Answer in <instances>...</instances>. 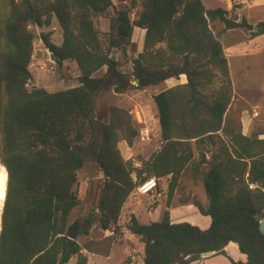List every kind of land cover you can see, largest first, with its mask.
Returning a JSON list of instances; mask_svg holds the SVG:
<instances>
[{"label": "trees", "instance_id": "1", "mask_svg": "<svg viewBox=\"0 0 264 264\" xmlns=\"http://www.w3.org/2000/svg\"><path fill=\"white\" fill-rule=\"evenodd\" d=\"M120 1L126 7L102 33L96 20L115 7L113 0H0V159L8 177L0 264H69L74 257L87 264L83 250L101 254L93 242L82 246L67 237L70 216L80 205L78 173L88 162L98 165L104 184L98 212L83 219L79 236L89 235L96 222L122 235L123 208L139 184L118 148L126 140L118 131L121 111L112 108L110 122H99L96 94L114 87L145 90L183 77L186 84L154 96L163 145L146 172L158 184L171 175L170 207L178 178L192 161L186 146L193 140L199 147L217 146L210 160L200 149L191 169L194 178L202 175L208 205L196 207L211 218V226L174 224L166 211L161 221L147 225L132 216L127 228L144 245L143 264H193L217 256L231 264H264L257 220L264 212V139H259L264 129L244 136L228 116L233 86L221 41L235 31H247L251 39L262 36L264 21H239L234 8L207 9L202 0ZM55 19L63 34L60 45L52 41L53 31L32 29H48ZM219 24L223 30L216 32ZM136 28L146 32L144 48L126 74L112 51L137 52ZM36 40L56 56L58 68L76 63L79 86L29 89ZM104 68L103 77H94Z\"/></svg>", "mask_w": 264, "mask_h": 264}, {"label": "rangeland", "instance_id": "2", "mask_svg": "<svg viewBox=\"0 0 264 264\" xmlns=\"http://www.w3.org/2000/svg\"><path fill=\"white\" fill-rule=\"evenodd\" d=\"M202 1L207 9L227 8L232 10L234 8V15L239 18V21L245 17L252 25H256L260 19L264 18V14L258 15L256 14L257 10L249 9L255 0H250L249 5L240 6L241 8L233 5L230 0ZM113 3L115 7L96 20V24L102 33L109 32L110 19L114 17L115 12L126 7L120 0H113ZM260 10H264V8ZM132 19H136L135 13L132 14ZM32 29L37 34L53 31L52 41L57 45L63 42V34L56 19L48 29H39L37 27ZM222 30V25L216 26V32H221ZM228 33L221 40L227 47L251 39L250 33L247 31ZM144 38L145 30L136 28L133 42L137 44V52L129 50L126 54H123L117 50L112 51V58L121 62L122 72L126 74L132 72L131 61L143 52ZM42 50H44L42 42L36 40L34 43L33 62L30 68L31 72L34 73L33 80L29 85L30 90L37 87L45 88L49 92H57L80 85L79 78L81 74L76 63L65 62L62 68H58L55 61L51 59L50 52L46 49L43 51L45 54L44 58L40 61V51ZM238 68V66H235L234 81L240 95L248 99V103L233 101L228 109V116L236 129L242 130L243 123L240 115L242 111L247 110L255 118L254 132L261 131L264 129V68L261 65H255L247 72H241ZM105 73L106 68L97 72L94 77H103ZM219 83L220 79H216L215 85L217 87L220 85ZM132 84L136 85L134 80ZM184 84H186L185 77L179 80L172 79L157 87L145 90L129 89L121 91L119 88L114 87L107 92L96 94L95 102L99 122L102 124L110 122L112 108H117L121 111V117L117 122L119 125L118 131L126 140H122L118 144V148L123 159L132 165L134 169L133 177L137 180L139 186L141 185L140 183L143 184V182L154 178L146 172L147 164L160 151L163 145L159 109L154 101V96ZM117 90L119 91L117 92ZM135 134L136 136H134ZM200 149L206 152V159L210 160L211 152L216 151L217 146L205 142L203 146L199 147L195 140L186 146L185 154H191L192 161L178 178L170 207H168V189L172 178L171 175L159 181L158 190L150 195H142L138 190L139 186L137 187L123 208L119 224L122 235L115 236L111 231H105L100 223L96 222L89 230V235L78 237L77 240L82 246L93 242V247L101 252V254H97L83 250V255L87 257V264H131L133 260L139 261L142 256L143 245L139 238L133 236L127 228L132 216H135L139 222L146 225L153 221H161L166 211L170 212V216L172 214L173 220L178 221L203 217L201 213H197V210H193V208H197L196 204L203 207L208 204L202 183V175L199 174L197 178H194L191 171L193 163L200 160ZM207 168L205 167V170ZM103 184V174L99 171L97 164L88 162L79 171L78 184L75 187V191L80 199V205L71 214L68 228L74 227L81 231L83 219L87 214L90 212L97 214L96 208L102 196ZM107 251L108 254L106 255L105 252ZM69 264H78V257H74ZM208 264L214 263L209 262Z\"/></svg>", "mask_w": 264, "mask_h": 264}, {"label": "crops", "instance_id": "3", "mask_svg": "<svg viewBox=\"0 0 264 264\" xmlns=\"http://www.w3.org/2000/svg\"><path fill=\"white\" fill-rule=\"evenodd\" d=\"M238 8H241V7H238ZM263 8H264V0H255L254 4L249 9L257 10L256 14L262 15L264 14V10H260V9H263ZM225 10L230 11L231 9L226 8ZM261 21H264V18L260 19L257 22V24ZM43 51H45V49L40 51L41 52L40 61L44 58V55H45ZM224 52L228 60L230 76H231L232 86H233V96H232L231 105L233 101L248 103V99L240 95L238 88L235 84V81H234V76H235L234 73L236 72L235 66H238L239 67L238 69L241 72H247L250 70L251 67L255 65H261L264 68V35L256 37L254 39H250L249 41H243L241 43H237V45H230L228 47L225 46ZM32 74L34 77V73ZM263 101H264V97H263ZM240 117L243 123V129L241 130L242 134L244 136H250L254 132L255 118L247 110L242 111ZM259 139H264V135L260 136ZM207 205L208 204H206L204 207H207ZM193 210L194 211L197 210V213L199 212L197 208L196 209L193 208ZM171 219H172V214H171ZM156 222H159V221H156ZM172 222L174 224L187 222L194 226L199 227L201 230H207L211 226V218L207 216H203L198 219H192V218L182 219L180 221L172 219ZM143 257H144V245H143V250H142V256L140 257L139 261L133 260L131 264H143ZM227 261L228 260H226L225 257L217 256V257H213L208 260L201 261V262H195L193 264H208L209 262L214 263V264H229L230 262H227Z\"/></svg>", "mask_w": 264, "mask_h": 264}, {"label": "water", "instance_id": "4", "mask_svg": "<svg viewBox=\"0 0 264 264\" xmlns=\"http://www.w3.org/2000/svg\"><path fill=\"white\" fill-rule=\"evenodd\" d=\"M254 32L255 33H257L258 32V28H254ZM50 55H51V59L53 60V61H55L56 60V56L55 55H53L52 53H50ZM114 60H116V59H114ZM117 61V60H116ZM134 82L136 83V85L137 84H139V81H137V80H134ZM119 90H117V92H118ZM1 164L3 165V163L1 162ZM5 167V166H4ZM5 169H6V167H5ZM7 170V169H6ZM4 204H5V202H4ZM3 209H4V205H3V208H2V213H3ZM1 219H2V216H1ZM257 220L258 221H260V231L262 232V233H264V212L262 213V214H259L258 216H257ZM79 235H80V230H78V229H75L74 227H69L68 228V230H67V237L69 238V239H71V240H77L78 239V237H79ZM213 253L212 252H209V253H206V254H204V256H211ZM229 255L232 257V258H234V259H236L237 258V253L235 252V251H233V250H230L229 251Z\"/></svg>", "mask_w": 264, "mask_h": 264}, {"label": "built area", "instance_id": "5", "mask_svg": "<svg viewBox=\"0 0 264 264\" xmlns=\"http://www.w3.org/2000/svg\"><path fill=\"white\" fill-rule=\"evenodd\" d=\"M233 5H236L237 7H244L246 5L250 4V0H231ZM254 187V186H252ZM139 192L142 195H150L158 190V181L156 178H151L147 181H145L143 184L139 186Z\"/></svg>", "mask_w": 264, "mask_h": 264}, {"label": "bare ground", "instance_id": "6", "mask_svg": "<svg viewBox=\"0 0 264 264\" xmlns=\"http://www.w3.org/2000/svg\"><path fill=\"white\" fill-rule=\"evenodd\" d=\"M7 170L5 169L4 165L0 162V231H1V216H2V208L4 205V199L7 190Z\"/></svg>", "mask_w": 264, "mask_h": 264}]
</instances>
